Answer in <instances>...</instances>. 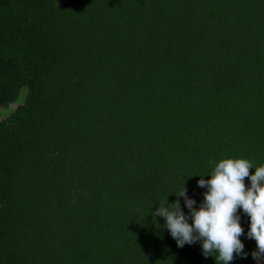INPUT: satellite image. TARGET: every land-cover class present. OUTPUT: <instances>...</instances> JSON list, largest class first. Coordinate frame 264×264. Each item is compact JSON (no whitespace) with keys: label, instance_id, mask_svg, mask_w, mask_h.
I'll return each mask as SVG.
<instances>
[{"label":"trees","instance_id":"trees-1","mask_svg":"<svg viewBox=\"0 0 264 264\" xmlns=\"http://www.w3.org/2000/svg\"><path fill=\"white\" fill-rule=\"evenodd\" d=\"M225 158L264 164V0H0V264H223L149 213Z\"/></svg>","mask_w":264,"mask_h":264},{"label":"clouds","instance_id":"clouds-1","mask_svg":"<svg viewBox=\"0 0 264 264\" xmlns=\"http://www.w3.org/2000/svg\"><path fill=\"white\" fill-rule=\"evenodd\" d=\"M208 164L214 165L209 175L211 179L200 176L197 181L198 187L207 189L202 202L197 205L187 195L184 184L178 193L173 194L177 197L173 203L169 204L167 197L155 211L151 208L149 214L155 223L156 217L164 219L163 225L156 226L167 229L177 247L200 243L205 258L215 255L216 262L229 264L234 253L240 258L249 255L239 239L244 229L237 210L242 209L250 218L247 238L257 243L251 256L256 264H264V164L257 167L244 158H225L219 162L209 159ZM252 168L255 172L250 175ZM245 178L250 181L247 188ZM181 197L187 212L181 207Z\"/></svg>","mask_w":264,"mask_h":264}]
</instances>
